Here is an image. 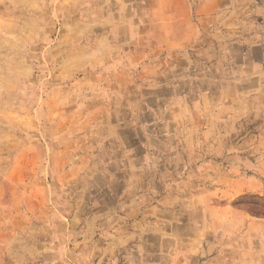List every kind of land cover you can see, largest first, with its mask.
Segmentation results:
<instances>
[{
    "label": "rangeland",
    "instance_id": "1",
    "mask_svg": "<svg viewBox=\"0 0 264 264\" xmlns=\"http://www.w3.org/2000/svg\"><path fill=\"white\" fill-rule=\"evenodd\" d=\"M0 264H264V0H0Z\"/></svg>",
    "mask_w": 264,
    "mask_h": 264
}]
</instances>
